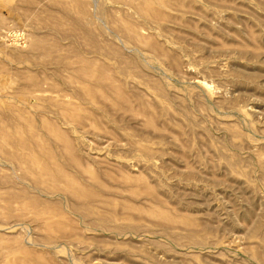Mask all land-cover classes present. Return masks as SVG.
I'll use <instances>...</instances> for the list:
<instances>
[{
  "label": "rangeland",
  "instance_id": "obj_1",
  "mask_svg": "<svg viewBox=\"0 0 264 264\" xmlns=\"http://www.w3.org/2000/svg\"><path fill=\"white\" fill-rule=\"evenodd\" d=\"M0 264H264V0H0Z\"/></svg>",
  "mask_w": 264,
  "mask_h": 264
},
{
  "label": "bare ground",
  "instance_id": "obj_2",
  "mask_svg": "<svg viewBox=\"0 0 264 264\" xmlns=\"http://www.w3.org/2000/svg\"><path fill=\"white\" fill-rule=\"evenodd\" d=\"M150 10V9H149Z\"/></svg>",
  "mask_w": 264,
  "mask_h": 264
}]
</instances>
